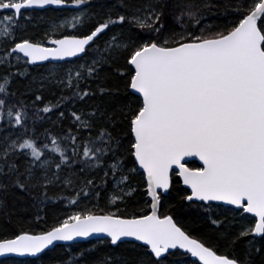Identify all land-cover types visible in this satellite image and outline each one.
Instances as JSON below:
<instances>
[{
    "label": "snow or ice",
    "instance_id": "6c2138e0",
    "mask_svg": "<svg viewBox=\"0 0 264 264\" xmlns=\"http://www.w3.org/2000/svg\"><path fill=\"white\" fill-rule=\"evenodd\" d=\"M119 2L129 11L117 13L115 19L109 12L88 32L49 37L50 46H45L42 41L17 40L21 18L31 19L29 10L55 11L69 4L88 5L90 0H0V44L6 45L0 67L8 69L0 76V125L16 129L0 136V190L39 188V221L41 206L51 199L49 187H69L79 180L70 203L85 198L98 202L111 177L115 190L110 202L116 204L132 195L135 188L128 181L140 175L150 211L131 216L87 208L73 211L46 231H21L0 239V257L39 259L57 242L102 236L108 239L97 244L138 242L132 247L141 252L140 264H250L253 249L257 254L264 249V0H236L231 9L236 15L222 29L207 23L202 11L213 6L210 0L177 5L180 11L172 15L171 25L166 23L173 10L169 0H144L136 7ZM85 16H73V27ZM112 26L139 31L131 36L113 33L101 51L98 41ZM69 58L84 61L67 68L58 80L73 90L70 97L61 96L55 105L46 104L31 116L23 101L13 102V78L27 75L26 69L13 72V67L21 61L36 65ZM119 60L124 62L118 71L127 103L112 111L99 106L89 112L73 110L75 132L69 129L58 138L45 129L41 140L35 125L46 117L39 113L59 109L65 99L112 94L111 88L102 83L93 88L89 81H102L104 65ZM42 100L38 90L33 104ZM58 115L63 118L65 112ZM99 118L104 123L97 128ZM117 122L124 127L117 130ZM61 141L66 142L63 147ZM193 157L198 166L190 163ZM174 177L184 186L178 193L183 206L206 213L221 238L228 235L223 230L227 216L221 214L239 218L241 227L232 243L250 238L244 260L219 252L185 228L180 218L162 211ZM87 251H69L64 264H81Z\"/></svg>",
    "mask_w": 264,
    "mask_h": 264
},
{
    "label": "trees",
    "instance_id": "16d2710c",
    "mask_svg": "<svg viewBox=\"0 0 264 264\" xmlns=\"http://www.w3.org/2000/svg\"><path fill=\"white\" fill-rule=\"evenodd\" d=\"M189 2V0H169V3L173 6L172 14L167 19L166 23L171 25L174 23L172 15L178 14L180 8L177 5H181ZM194 3L202 4L204 0H192ZM213 5L210 8L202 9L207 14V23L218 25L221 29L227 27L228 22L234 18L236 13L231 9L236 4V0H210ZM124 3L130 7L140 6L144 3V0H124ZM79 11H86V22L81 25L79 29L71 32L70 34H83L94 28L97 23L104 22L109 12L112 13V18H116L117 13H123L129 11L120 5L119 0H90L88 5L75 6L69 4L68 9L62 10H43V11H29L31 19L25 20L21 18V27L17 31V40L30 39L31 41L43 40L47 43V40L43 37L46 34L47 22H53L59 17L60 14H68ZM90 17V19H89ZM45 19L43 21L42 19ZM202 23H204L202 21ZM178 27V26H177ZM139 29L132 28L129 31L128 27L121 28L120 26H112L109 30L101 35L98 41L101 51L104 50L105 42L110 39L113 33L125 36H131L138 32ZM82 60H74L72 62L62 63H79ZM50 65V64H47ZM43 66H29L25 65L22 70L26 69L27 75L16 76L12 80L11 91L15 92V96L12 98L14 103L23 101L27 105L26 111L31 116L34 111L42 108L46 104L55 105L57 101H60L61 96L70 97L73 90L62 91L61 93L56 90L39 91L43 96L42 101H36L33 104L34 95L30 100L24 97L25 91L23 89L28 88V81L30 82L31 75L35 72H41ZM124 62L119 60L114 62L111 67L104 65L101 69V74L105 78L102 81H89L93 88L97 83H102L113 90L112 94L106 96H100L97 92L96 96L91 98H85V100L65 99L61 102L59 109L54 108L51 113L40 112L39 115L46 117L43 121L36 122V132L40 139H44V131L47 129L51 135H55L58 138L66 134L69 129L73 132L76 131V126L73 123L71 112L85 111L89 112L93 108L99 106L101 109L107 108L109 111L113 109H119L127 103L128 94L124 88V81L122 80L118 69L123 70ZM8 71L7 68L0 67V76ZM16 72L18 70L11 69ZM28 83V84H27ZM83 87V84H82ZM118 89V91H116ZM23 91V92H22ZM36 91L35 93H37ZM16 110H19L18 108ZM64 111L65 116L60 118L59 111ZM117 115L119 113L117 112ZM7 117H5V120ZM29 125H32V121H28ZM104 123L103 118H99L96 122V127L99 128ZM124 126L118 122L116 129L120 130ZM16 129L8 127L6 124L0 125V136L7 134L8 132H15ZM31 134V133H29ZM66 142L61 141L63 147ZM49 146L50 141H49ZM23 157L18 163H21L23 167ZM196 166L199 164L194 162ZM100 175L95 176V182L100 184ZM133 181L137 183L138 190L130 196H126L125 203L127 209L120 212L118 215L131 216L141 215L144 212L150 211V201L146 194L145 184L140 175H134ZM109 183L106 189L101 192L99 201L96 199L85 198L82 203L72 205L70 200L75 197L76 191L79 190V180L73 186L65 187L60 185L58 187H49L48 199L44 205H42V211L39 215L43 217L42 220H37V203L41 196V190L39 188L31 189L27 192L21 191L17 188L9 187L7 190H0V239L13 238L15 234L21 231H28L30 233H39L46 231L49 228L55 226L61 220L65 219L67 215H70L73 211H81L85 208L91 209L97 214H104L108 212L109 198L114 191L111 177L108 178ZM183 189L181 183L178 182V178L174 177L173 189L162 200V211L170 212L174 217L180 218L183 226L189 229L194 235L201 237L209 245L216 246L219 252H227L229 255H235L239 260H244L248 254V237L243 238L241 241L232 243V237L235 232L241 227L238 222L239 218H234L231 214H221L227 216L225 219L223 230L228 233L227 237L221 238V233L215 230V226L211 225L206 219L207 214L199 211L198 209H188L183 206L184 202L180 200L178 193ZM63 197V199H59ZM234 220L236 222H234ZM133 243H125L121 246L113 247L110 244H97V241H90L86 243H77L69 246H56L53 250L45 253L39 259H5L0 264H64L68 257L69 251L72 253H79L87 249L83 257H81V264H140L142 259L141 252L137 248L132 247ZM95 246V247H94ZM259 246V245H258ZM250 264H264V249L257 254L253 249L251 256L249 257Z\"/></svg>",
    "mask_w": 264,
    "mask_h": 264
},
{
    "label": "rangeland",
    "instance_id": "374dc122",
    "mask_svg": "<svg viewBox=\"0 0 264 264\" xmlns=\"http://www.w3.org/2000/svg\"><path fill=\"white\" fill-rule=\"evenodd\" d=\"M82 12L87 14L86 11H79V12H76L75 14H73V13L60 14L59 17H57V19L55 21L47 22L46 34L43 37L48 41L49 37H51V38H62L64 34H70L71 32L76 31L77 29H79L81 27V25H83L86 22L85 21L86 17L83 18L84 22L82 24H76L75 27H73L72 18H73V16L79 15ZM42 20L45 21V19H42ZM66 21H67V23H66ZM39 41L44 42L45 46H50V45H48V43H46L43 40H39ZM5 47H6L5 44H0V56L3 55ZM83 62L84 61H81L79 63H83ZM90 62L91 61L89 60V63ZM13 64H15L14 60H13ZM76 64L77 63H69L67 65L62 64V63L50 64V65H46L41 72L33 73L31 75L30 82L28 81L29 84L27 83L28 88L26 90L23 89V91H25L24 97L27 100H30L31 98H29V97H32L34 94H37L35 92L38 90L39 91L56 90V91H59L60 93L62 91L70 90L68 88H65L60 83H58V80L65 75V70L67 68H74ZM24 66L25 65H24L23 61H21L19 65H16L12 69L22 70ZM53 72L56 73L55 76L52 75ZM133 176H131L128 183L133 188H135V191L133 192V193H135L138 190V187H137V183L135 181H133V179H132ZM113 187L115 190L114 185H113ZM112 194H111V196H112ZM111 196L109 198V203L107 204V207L109 208L108 211L116 212L117 214H119L120 212H123L127 209L125 202L122 203L118 200L116 202V204H112L110 202ZM117 208H119L118 212H117Z\"/></svg>",
    "mask_w": 264,
    "mask_h": 264
},
{
    "label": "water",
    "instance_id": "95a60500",
    "mask_svg": "<svg viewBox=\"0 0 264 264\" xmlns=\"http://www.w3.org/2000/svg\"><path fill=\"white\" fill-rule=\"evenodd\" d=\"M69 7V5H67V6H65L63 9H67ZM36 10H44V9H36ZM57 10H61V9H57ZM106 32V31H105ZM74 59H76V58H69L68 60H65V61H71V60H74ZM48 62H59V61H46V62H38L36 65H43V64H46V63H48ZM192 162H196V163H200L199 161H198V159L197 158H191V161H190V163H192ZM142 171V170H141ZM184 187V186H183ZM170 192V191H169ZM166 195H168V193L167 194H165V196ZM150 198V197H149ZM102 238H107V237H102V236H100V237H98V236H93V237H90V238H88V239H80V240H78V241H74V242H71V244H74V243H77V242H87V241H91V240H100V239H102ZM69 243H66V242H57L54 246H52V247H50V249H48V250H45V252L44 253H46L47 251H50V250H52L53 248H55L57 245H68ZM43 253V254H44ZM43 254H41V256L43 255ZM7 258H18V259H26V258H30V259H36L35 257H18V256H10V257H0V261H2L3 259H7Z\"/></svg>",
    "mask_w": 264,
    "mask_h": 264
},
{
    "label": "bare ground",
    "instance_id": "6f19581e",
    "mask_svg": "<svg viewBox=\"0 0 264 264\" xmlns=\"http://www.w3.org/2000/svg\"><path fill=\"white\" fill-rule=\"evenodd\" d=\"M69 8V7H68ZM67 8V9H68ZM44 10H47V9H44ZM62 10V9H61ZM23 11V10H22ZM29 11H43V10H29ZM107 31V30H106ZM74 60H77V59H74ZM74 60H71V61H59V62H48V63H46V64H43V65H47V64H55V63H67V62H72V61H74ZM43 65H29V66H31V67H33V66H43ZM183 186V185H182ZM167 196V195H166ZM148 199H149V201H150V198L148 197ZM103 240H107L108 238H102ZM101 240V239H100ZM91 241H98V240H91ZM87 242H90V241H87ZM77 243H86V242H77ZM77 243H74V244H77ZM128 243V242H127ZM129 243H138V242H132V241H129ZM74 244H68V245H57V246H69V245H74ZM113 246V245H112ZM113 247H116V246H113ZM54 249V248H53ZM52 249V250H53ZM51 251V250H50ZM47 252H49V251H47ZM46 252V253H47ZM45 254V253H44ZM43 254V255H44ZM7 259H11V258H7ZM14 259H18V258H14ZM26 259H30V258H26ZM36 259H38V258H36ZM3 260H5V259H3ZM18 260H25V259H18ZM1 262V261H0Z\"/></svg>",
    "mask_w": 264,
    "mask_h": 264
}]
</instances>
